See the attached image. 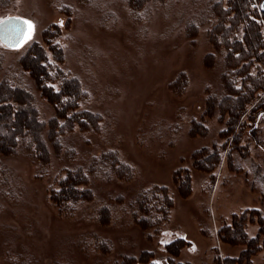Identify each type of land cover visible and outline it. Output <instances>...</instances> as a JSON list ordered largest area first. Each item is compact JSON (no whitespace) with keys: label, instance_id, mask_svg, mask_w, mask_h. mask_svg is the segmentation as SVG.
<instances>
[{"label":"rangeland","instance_id":"rangeland-1","mask_svg":"<svg viewBox=\"0 0 264 264\" xmlns=\"http://www.w3.org/2000/svg\"><path fill=\"white\" fill-rule=\"evenodd\" d=\"M220 1L0 0V20L31 22L19 45L0 38V83L31 91L41 120L58 115L20 63L41 44L54 70L48 84L57 90L74 78L84 94L74 101L97 121L63 133L59 155L50 147L47 162L27 143L0 153V264H132L144 251L162 264L166 244L180 237L186 244L176 261L224 264L240 255L245 246L223 243L218 231L245 210L264 216V109L241 116L236 145L214 104L229 73L238 78L225 65L227 50L216 49L210 36ZM51 47L61 50L60 62ZM257 66L263 69L255 63L251 72ZM256 96L264 101L263 90ZM213 145L219 164L196 168ZM68 169L88 176L89 197L56 202ZM154 186L167 188L172 208L145 230L131 205ZM246 229L255 236L257 220ZM244 264H264V250Z\"/></svg>","mask_w":264,"mask_h":264},{"label":"trees","instance_id":"trees-1","mask_svg":"<svg viewBox=\"0 0 264 264\" xmlns=\"http://www.w3.org/2000/svg\"><path fill=\"white\" fill-rule=\"evenodd\" d=\"M221 1L214 4L212 8L214 12L216 11L217 23L211 29L210 36L216 49L221 46L227 50L225 65L229 70L236 69L235 75L238 78L235 79L233 74L229 73L223 86L224 94L214 104L218 105V111L221 114L227 116L228 129L235 132L237 141L234 140V143L237 145L241 130L237 131L236 128L241 116L247 113L250 107L251 109L247 113L249 116L252 111L264 109L263 99H257L256 96V92L259 90L264 91V2L260 3L261 6L257 9L254 4L262 0H257V2L254 0ZM192 29L188 32L191 33ZM50 49L53 51L55 59L60 62L63 57L61 50L56 52L53 47ZM20 63L22 68L36 80L38 90L51 103L55 104L59 112L48 121L41 120L37 108L34 106L35 97L31 91L8 81L1 82L0 153H14L21 143H27L28 146L34 148L38 158L47 162V158L51 157L50 147L56 152V155H59L63 146L60 138L63 133L72 131L76 125L83 129L93 128L97 121L92 112L81 110L77 101H74V99L84 96L80 85L76 84L74 78H67L66 83L57 90L48 84L54 80V74L51 72L54 70L49 66L46 50L41 44H33L32 48L21 58ZM255 63H261L263 69L257 66L258 71L253 73L251 70ZM55 71L56 74L65 73L60 68H56ZM256 116L257 114L252 116L253 120ZM203 150V156L199 155L195 162L196 168L208 169L210 167L209 169H211L216 167L220 162L219 147L213 145ZM101 161V159H94L93 164ZM117 167L123 169V165L117 164ZM87 177L78 170H69L60 182L59 189L55 190V201L66 202L89 197V193L87 194L89 189L85 187ZM181 181L179 188L183 190V188H187V179L184 178ZM172 199L165 186H154L141 193L131 205L132 209L134 208L141 214L140 219L136 218V222L145 230L158 226L160 220H166V216L172 208ZM153 212L161 213V216L156 218L151 215ZM255 220L259 224V230L255 236H250L246 229V223ZM218 235L223 243L245 246L237 258L226 257L223 261L224 264L249 263L252 256L264 250V216L256 209L234 214L231 224L223 225L219 229ZM185 244L183 237L167 243L165 249L168 257L165 260L162 259L161 263L188 264L175 260V257L180 254V248ZM153 258L152 252L144 251L137 257L136 262L130 263L158 264Z\"/></svg>","mask_w":264,"mask_h":264},{"label":"water","instance_id":"water-1","mask_svg":"<svg viewBox=\"0 0 264 264\" xmlns=\"http://www.w3.org/2000/svg\"><path fill=\"white\" fill-rule=\"evenodd\" d=\"M9 18L10 17L4 18L3 21H5V23L0 25V38L8 46L11 45V47H13L19 45L22 42L27 32L28 25L25 24V20L22 18L14 16H11V18H13L11 20ZM13 28L23 29V36L12 31ZM17 41H19V43H17Z\"/></svg>","mask_w":264,"mask_h":264},{"label":"snow or ice","instance_id":"snow-or-ice-1","mask_svg":"<svg viewBox=\"0 0 264 264\" xmlns=\"http://www.w3.org/2000/svg\"><path fill=\"white\" fill-rule=\"evenodd\" d=\"M10 20L13 19V18H9ZM5 23V21L3 20H0V25H3ZM25 24H28V25H31V22L30 21H25ZM12 31H14L15 33H17L18 35H21L23 36V29L21 28H13ZM26 39H31V35L29 34ZM17 43H19V41H17ZM11 46V45H10Z\"/></svg>","mask_w":264,"mask_h":264}]
</instances>
